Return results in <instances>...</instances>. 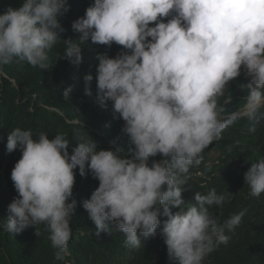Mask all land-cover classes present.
<instances>
[{
    "label": "clouds",
    "instance_id": "clouds-1",
    "mask_svg": "<svg viewBox=\"0 0 264 264\" xmlns=\"http://www.w3.org/2000/svg\"><path fill=\"white\" fill-rule=\"evenodd\" d=\"M69 10L67 0L9 6L0 14V68L16 60L47 69L48 53L65 31L60 17ZM72 29L80 35L63 40V58L73 65L82 63L81 44L89 40L122 46L114 58L98 54L97 101L104 108L111 102L133 147L123 156L117 147L98 150L90 135L74 134L71 146L63 134L50 139L14 129L7 150L19 149L22 156L11 173L18 196L8 206L5 230L16 234L45 224L55 259L63 260L72 238L78 168L80 176L90 172L99 181L82 201L97 236L110 234L114 225L127 246L138 248L142 237L160 229L172 264H204L228 243L226 231L239 226L244 213L221 224L211 209L223 206L225 194L197 192L185 208L182 186L204 150L241 115L225 117L219 98L242 70L250 78L242 115L255 120L264 108V0H94ZM84 79L91 96L94 77ZM157 155L162 159L150 163ZM245 183L251 196L264 194V157L251 163Z\"/></svg>",
    "mask_w": 264,
    "mask_h": 264
},
{
    "label": "trees",
    "instance_id": "trees-1",
    "mask_svg": "<svg viewBox=\"0 0 264 264\" xmlns=\"http://www.w3.org/2000/svg\"><path fill=\"white\" fill-rule=\"evenodd\" d=\"M23 2L0 0V14L9 6L19 8ZM67 3L70 10L60 17L65 31L59 33L61 40L48 53L47 69L16 60L0 68V264H172L160 229L154 236L142 237L138 248L127 246L125 235L114 225L110 234L96 235V226L82 201L90 199L99 181L90 172L87 177L80 176L78 168L74 170L73 198L77 207L70 218L72 238L63 260L55 259L57 250L52 247L45 224L30 226L16 234L4 228L8 206L18 196L11 173L22 152L7 150L8 135L14 129L30 130L34 137L43 132L50 139L63 134L71 146L77 143L74 134L90 135L97 142L98 150L117 147L121 148L123 156L130 155L133 147L122 131L125 122L113 116L111 102L104 108L97 101L98 54L107 53L114 58L122 51V46L114 43L109 48L89 40L81 44L83 61L80 65L63 58L66 46L63 40L79 38L72 24L85 15L94 0H67ZM87 75L94 77L91 96L85 94ZM249 82L250 78L242 70L241 76L226 85L219 98L225 108L224 116L241 115L226 128L221 139L204 150L201 163L190 168L186 184L182 186L186 188L182 194L185 208L195 203L197 192L206 195L215 189L218 194H225L223 206L211 209L221 224L233 214L244 213L240 225L226 231L228 243L206 256L204 264H264V194L251 196L245 183V173L251 163L264 157V108L255 120L242 115L247 95L243 86ZM69 87L72 91L65 98L63 92ZM160 159L162 157L157 155L150 163Z\"/></svg>",
    "mask_w": 264,
    "mask_h": 264
}]
</instances>
